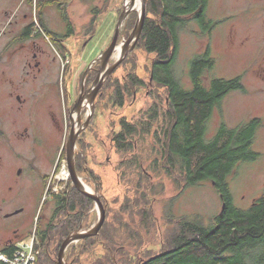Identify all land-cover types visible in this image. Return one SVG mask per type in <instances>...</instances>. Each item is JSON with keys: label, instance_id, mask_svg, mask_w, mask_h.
<instances>
[{"label": "trees", "instance_id": "1", "mask_svg": "<svg viewBox=\"0 0 264 264\" xmlns=\"http://www.w3.org/2000/svg\"><path fill=\"white\" fill-rule=\"evenodd\" d=\"M112 1L107 0L109 3ZM180 4L176 3L172 7L169 0H147V18L136 50V53L141 51L152 57L149 68L150 75H154L152 86L168 87L171 101L169 109L165 105L156 104L157 101L166 102L167 91L164 100L157 94L156 103L141 110L138 119L133 122L123 120V128L119 131L114 129L110 133L111 142L120 153H131L138 147L140 152L133 155L128 163L140 169L145 163L141 158L146 144L150 145V153L155 150L148 136L154 134L156 141L158 136L155 134L163 132L166 139L158 138V141L162 143L164 151L171 149L170 158L173 163L168 162L162 169L159 166V169L177 183L178 177L181 181L183 175L181 171L174 172L171 165L179 163L190 187L201 181L214 180L216 191L224 195L225 208L209 222L198 216L180 218L163 240V249L156 254L143 256L144 252L140 250L143 245L140 229L142 224L153 219V215L152 210L147 208L145 195L142 199L136 193V197L128 198L118 208L114 221L106 220L98 236L86 238L68 248L66 253L71 264H264V195L249 209H240L233 203L227 181L237 163L254 161L259 156L252 150V145L261 121L254 120L249 125L244 124L231 130L222 127L213 140L205 139L204 124L211 116L213 106L225 93L238 89L241 82L240 79H213L210 88H206L203 71L212 69L215 64L207 55L197 56L190 62L193 89L185 91L180 87L172 74V66L179 53L183 15L192 13L197 6L193 4L191 10H186ZM109 9L107 7L102 11L95 8L90 22L93 31L96 32L98 15L106 14ZM137 18L138 12L129 15L120 37L128 38ZM45 32L53 39L68 37L52 33L47 28ZM60 48L66 58V47ZM108 84H111L109 99L115 108L125 107L131 96L150 86L133 71L123 81L109 80ZM156 91L150 89V93ZM154 124L161 127L159 133ZM75 161L80 176L93 173L85 172V158L80 153H76ZM125 164L127 161H121L117 166ZM101 186L99 182L97 190ZM161 189L163 193V185ZM53 199L50 219L42 224L41 211L36 225V249L39 251L37 264H55L54 256L58 254L64 240L80 228L84 217L87 220L95 207L93 200L72 185L68 186L65 193L55 194ZM138 216L141 218L139 222L135 219ZM53 244L54 248H51ZM14 248L15 244L7 245L5 252L12 255Z\"/></svg>", "mask_w": 264, "mask_h": 264}, {"label": "rangeland", "instance_id": "2", "mask_svg": "<svg viewBox=\"0 0 264 264\" xmlns=\"http://www.w3.org/2000/svg\"><path fill=\"white\" fill-rule=\"evenodd\" d=\"M214 1L216 4L212 5L211 13L212 16L217 14L215 18H219L226 3L222 6L217 2L219 0ZM134 2L132 3L131 0L132 13L139 10V7L134 6ZM127 4L128 0H114L110 3L107 0H77L76 7L73 9L75 16L74 34L65 43L66 48L69 50L68 55L64 58L59 49L60 54L55 52L50 46L55 57H57L58 64L51 71H48L50 76L46 78L42 104L39 102L36 105L37 102L32 103L33 100H30L27 106L21 108L18 102L14 103L13 100L9 99V108L8 105H3L0 102V129H2L1 124L18 121L21 130L25 124H30V132L43 139L46 137V128L54 124L50 116L49 122L44 121V117H47L46 111L51 109H53L52 112L61 125L60 134L53 141V148L57 151L55 163L48 171L50 179L53 180L43 188L42 195L38 194L36 202L31 204L24 212V217L32 223L28 230L24 231L20 240L28 238L32 234L41 211L43 215L42 224H45L50 219L54 195L65 193L68 190V186L72 185L70 177H67V179L60 178L63 169L66 168L68 170L66 151H63V149H65L70 131L69 114L81 94L84 72L111 44L118 20L125 5L127 8ZM96 7L102 11L107 7H110V9L106 14L101 13L98 15V25L95 32L90 28V22L94 17L93 13ZM221 18H223V15ZM53 25L57 32L67 34L68 28L64 26L60 16L59 19L57 16V20L53 22ZM3 31L0 28V33ZM128 38L121 36L119 43L125 42ZM206 40V37H202V33L196 23L189 22L187 26L180 30V48L172 70H174L177 81L185 87L191 86L188 75L191 59L202 52L207 42ZM210 42L215 54L213 56L218 59L215 57V69L212 74H206L205 81L208 83L212 75L225 79L233 78L236 71L232 70L233 68L229 66L230 64H226L225 58L223 59V47L220 45L218 38L213 36ZM136 50L137 47L129 53L113 75L104 83L100 95L95 100L93 115L91 114L92 105H87L88 103L85 102L87 106L83 108L82 120L84 122L90 115H92V118L88 127L82 130L79 136L76 153H80L85 158V172H93L90 175L85 174V176L81 177L87 186L102 196L107 210L106 220H109V222L114 221L116 211L128 198L136 197L137 193V196L143 199L145 195V202L147 208L152 210L153 219L151 218L147 223L142 224L141 228L143 231L140 229L143 243L140 250L144 252V256L156 254L163 249V246H161L163 245V240L172 232L180 218L198 216L209 222L222 212V200L220 194L209 181L182 189V187L177 186L172 177L161 172V170L155 171L156 165L149 167L151 161L156 159V153H150L148 148L150 145L148 143L142 153L143 158H141L142 161L145 160V163L140 169L138 166L128 163L133 155L140 152L138 147L134 152L128 154L116 152L111 142L110 133L114 131L113 128L116 131L119 130V118L123 116L128 119H132L134 116L137 118L140 110L148 109L155 101L154 96L156 94L150 93L148 88L140 90L133 97L131 96L123 108H115L109 99L111 94V84H108L109 80L113 82L117 79L121 82L128 73L133 71L142 76L146 82H149V68L152 57L141 51L136 53ZM118 57V52L116 51L110 63L116 62ZM16 60H18V63L14 66V71L17 70V73L20 74L24 58L17 57ZM66 65L69 67L67 68ZM96 67L98 68L97 64H95ZM90 76L92 81L88 82ZM96 77L97 71H93L88 75L84 80L86 89L92 87ZM13 80L16 82V79ZM244 83L246 87L253 90L254 95H230L226 97L221 107L214 111L207 126V135L208 138H212L220 122L225 123L229 128H237L246 124L252 117H260L262 119V127L258 130L253 145L255 152L259 156L254 161L239 162L228 178V187L234 205L246 210L252 206V202L258 201L264 195V90L259 88H257L259 92L255 90L259 83L251 75L246 77ZM153 89H155V86H152L151 90ZM0 92L4 95L5 88L3 86L0 87ZM158 92L161 93L160 95L164 100L165 91L159 89ZM3 95L1 100L5 98ZM3 107L6 108V111L2 110ZM113 123L115 124L114 127ZM148 138L150 144L154 146L155 139L152 135L148 136ZM158 148L159 146L156 144L155 151L157 153ZM12 157L15 158L16 156L13 155ZM121 161H127V164L117 166ZM55 167L57 168L56 172L54 170ZM31 177V172L26 169L24 179H31ZM99 182H101L102 186L97 190ZM161 185L164 187L163 193H161ZM24 199L25 193L9 197L6 202L3 200V195L0 196V246L4 244L7 233L16 224V220H18L16 217L19 215L18 211L22 209L19 204ZM44 202H46L45 205ZM124 216L125 218L127 217V215ZM98 218L99 215L95 206L90 211L87 220L84 217L81 226L84 229H88L97 222ZM135 219L139 222L141 218L138 216ZM51 248H54V244ZM57 256L58 254L54 256L55 262ZM66 261L71 263L67 253Z\"/></svg>", "mask_w": 264, "mask_h": 264}, {"label": "flooded vegetation", "instance_id": "3", "mask_svg": "<svg viewBox=\"0 0 264 264\" xmlns=\"http://www.w3.org/2000/svg\"><path fill=\"white\" fill-rule=\"evenodd\" d=\"M76 2L77 0H0V28L4 30L0 33V87L3 86L5 88L4 95L0 92V102H2L3 105H8L10 108L9 99L13 100L14 103L18 102L21 108L27 106L30 100H33L32 103L37 102L36 105L39 102H42L44 99V95L42 94L45 91L46 78L50 76L48 71H51L58 64L57 57H55L53 50L59 53V49L62 53L60 47L65 46L67 39L74 34L73 28L75 16L73 9L76 7ZM179 2H181V8L186 10H191V5L193 4L197 5L192 13L183 15L184 21L181 29L187 26L189 22L196 23L202 33V37L207 38V42L204 45L202 52L197 56L209 55V57L215 62L212 69H206L203 71L204 86L210 88L213 79H225L212 75L208 83L205 81L206 74H212L216 66V56H213L214 51L210 42L213 36L218 38L220 45L223 47V59L225 58L226 64H230L229 66L233 68L232 70L236 71L233 78L227 80L240 79L241 82L238 89H233L225 93L213 106L211 116L204 124L205 139L210 141L219 134L222 127H227L229 130L236 129L229 128L225 123L220 122L214 136L208 138L207 135L208 123L211 120L214 111L221 107V104L226 97L230 95H254L253 90L246 87L244 83V80L248 75H251V77L255 78L259 83V86L255 88L257 92H259L257 88L264 90V0H219L217 2L222 6L226 3L224 9H222L223 18H221L222 15L219 18H215L217 14L212 16V5L216 4L214 0H169L172 7ZM57 16L58 19L60 16L61 20L64 22V26L68 28L67 34H61L54 29L53 22L57 20ZM45 28L57 35H67L68 37L53 39L47 36ZM66 50L68 55V48H66ZM17 57L24 58V62L21 64L23 67L20 74L17 73V70L14 71V66L18 63V60H16ZM194 58H192L191 61ZM95 64L98 65V68H95ZM99 64V61L93 63L88 75L93 71H97L98 76ZM89 67L90 66H88L87 69H89ZM172 74L175 77L174 70H172ZM188 75L191 86L185 87L180 84V87L185 91L193 89V84L190 78V68ZM13 79H16V82ZM153 81L154 75L152 73L149 82H147L150 84V86L147 87L148 89L152 88ZM90 88H85V91ZM156 89V95L161 94L158 92L159 89L167 91L166 102L162 103L157 101L156 103V101H153L152 104L156 103L161 106L165 105L168 107L167 109H169L171 101L169 100L168 87H155V90ZM100 93L101 91L99 92V95ZM2 95L5 97L4 100H1ZM2 110L6 111V108L3 107ZM52 110L53 109L46 111L48 118L45 116L44 121L49 122L50 116L53 119L52 122H54V124L49 126V128H46V137L43 139L30 132V124H25L22 130L19 128L20 124L18 121L1 124L0 196L3 195V200L6 202V199L9 197L23 195L25 193L24 201L19 204L22 209L18 211L19 215L16 217L18 220H16L14 227L7 233V237L4 239L5 245L16 244L23 236L24 231L28 230L32 222L24 217V212L31 204L36 202L38 194L43 193V188L53 180L50 179L51 177L48 171L55 163L57 151L53 148V141L56 139V136L60 134L61 125L57 121ZM135 117L136 116L132 119H128L126 116L120 117L118 120L119 129L121 130L123 128V120L133 122L140 116L137 118ZM254 120H260V126L262 127V119L260 117H252L246 124L249 125ZM114 126L115 124L113 127ZM154 127L158 133L161 131V127L158 124H154ZM261 127H259L258 130ZM155 135L161 140L166 139L165 137H167L163 132L159 134L156 133ZM153 136L154 134H152V137ZM158 138L154 143L155 147L156 144L159 146L158 153L155 149L153 153H156V159L151 161L153 163L152 165H156L154 168L156 170H160L159 166L162 169L163 165L168 162L173 163L170 158L171 149L168 151L166 149L164 151L163 145L158 141ZM253 145L252 150L255 152ZM13 155L16 157L13 158ZM5 159H7V161H5ZM237 164L233 170L237 167ZM171 168L174 172H182L183 176L181 177V181H179V177L177 179V186L182 187V189L190 187L187 185L188 183L185 180L186 175L183 173L180 164L177 163L171 165ZM26 169L31 172V179H24V172ZM18 170L20 171L18 172ZM54 170L56 172L57 168L55 167ZM208 181L211 182L214 187L217 186L214 180ZM203 182L206 181H201L198 184ZM220 197L223 210V206L226 202L224 201L223 194H220ZM256 201L257 200H255V202ZM255 202H252L251 205Z\"/></svg>", "mask_w": 264, "mask_h": 264}, {"label": "water", "instance_id": "4", "mask_svg": "<svg viewBox=\"0 0 264 264\" xmlns=\"http://www.w3.org/2000/svg\"><path fill=\"white\" fill-rule=\"evenodd\" d=\"M134 1L135 0H132V3ZM131 13H132V10H127L126 5H125V8L123 12L121 13L120 18L118 20L111 44L93 62V63H95L96 61L100 62V67L98 70V76L96 80L94 81L92 87L88 89L87 91H85L84 80L86 79L93 65L92 63L89 69H87V71L83 75V86L81 88V94L77 102L75 103V106L73 107L71 114H70L71 128H70V132H69L67 143H66V161L68 165L69 177L71 179L72 185L76 188L78 192L88 197L89 199L93 200L97 208L99 218L97 222L93 224L90 228L84 229L81 226L80 228H78L77 230H74L67 236V238L64 240V242L62 243L59 249L55 264H71L66 261V252L68 248L72 244L78 243L86 238L98 236L100 234V231L103 225L106 222L107 210L104 206L102 196L99 195L97 191L92 192L87 189L83 178L78 174L76 170L75 157H76V149H77V142H78L79 136L81 135L82 130H85L90 124L92 115L94 113L93 106L95 104V100L97 96L99 95V92L101 91L104 83L108 80L109 77L112 76L113 72L121 65V63L129 55V53L132 52L137 47V44L141 38L143 29L145 26L146 18H147V0H142V9L138 11L139 16H138L137 22L129 38L125 42L119 43L121 28ZM120 45H123L122 53L119 55L118 60L116 62L110 63L113 55L115 54L118 46ZM85 101H87L89 105H92V108H91L92 115L88 116L86 120L83 122L82 114H83V108L86 106ZM74 112L78 113L77 125L79 129H77L75 125V119L73 118ZM224 208H225V205L223 206V210Z\"/></svg>", "mask_w": 264, "mask_h": 264}, {"label": "built area", "instance_id": "5", "mask_svg": "<svg viewBox=\"0 0 264 264\" xmlns=\"http://www.w3.org/2000/svg\"><path fill=\"white\" fill-rule=\"evenodd\" d=\"M38 236L36 226L28 238L15 244L12 255L0 253V261L4 264H37L39 251L36 249Z\"/></svg>", "mask_w": 264, "mask_h": 264}, {"label": "bare ground", "instance_id": "6", "mask_svg": "<svg viewBox=\"0 0 264 264\" xmlns=\"http://www.w3.org/2000/svg\"><path fill=\"white\" fill-rule=\"evenodd\" d=\"M139 4H140V6H139ZM131 6H132L131 0H128V4H127V8L126 9L127 10H131L132 9ZM134 6L139 7V10L138 11H140L142 9V0H135ZM122 51H123V45L118 46V48H117L118 56L122 53ZM85 102L88 103L87 101H85ZM87 105H89V104H87ZM73 118L75 119L76 128L79 129V127L77 125V119H78V113L77 112H74L73 113ZM67 177H69V172H68V170L66 168H64L62 174L60 175V178L67 179ZM86 187H87V189L89 191L94 192L89 186L86 185Z\"/></svg>", "mask_w": 264, "mask_h": 264}, {"label": "crops", "instance_id": "7", "mask_svg": "<svg viewBox=\"0 0 264 264\" xmlns=\"http://www.w3.org/2000/svg\"><path fill=\"white\" fill-rule=\"evenodd\" d=\"M6 247H7V245H5V243L2 246H0V253L7 254L5 252ZM0 264H4V263L0 261Z\"/></svg>", "mask_w": 264, "mask_h": 264}]
</instances>
